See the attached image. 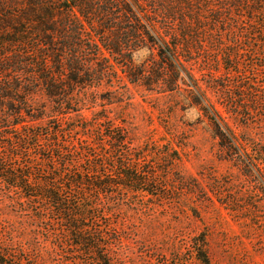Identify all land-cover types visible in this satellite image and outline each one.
<instances>
[{
	"label": "trees",
	"instance_id": "trees-1",
	"mask_svg": "<svg viewBox=\"0 0 264 264\" xmlns=\"http://www.w3.org/2000/svg\"><path fill=\"white\" fill-rule=\"evenodd\" d=\"M263 5L264 0H0V187L17 192L32 218L61 228L58 249L87 252L94 264H112L106 235L86 223L111 216L101 197L114 198L113 190L153 195L148 189L157 175L135 172L141 158L122 165L126 157L133 159L132 150L120 151L127 135L107 118L93 127H74L90 133L77 143L60 140L68 106L118 70L146 91L173 92L179 90L180 75L181 82L183 74L189 78L187 67L200 65L209 80L206 88L217 91L216 104L244 125L257 124L253 117L260 113L261 87L241 70L247 62L245 42L259 44V35L248 29L257 26ZM142 50L150 53V64L135 65L133 56ZM238 76L243 79L230 81ZM38 92L50 103L52 116L45 106L31 103ZM193 105L211 121L227 160L249 175L264 169V153L249 144L243 151L244 142L219 124L220 112L204 93ZM45 118L52 127L28 130ZM96 138L110 143L107 158L113 169L123 168L124 183H115L114 176L107 182L99 172L104 165L92 164L101 158L91 155ZM85 163L86 171L81 169ZM89 189L95 197H89ZM1 242L0 264H9L11 255ZM204 244L203 239L196 244V259L210 264Z\"/></svg>",
	"mask_w": 264,
	"mask_h": 264
},
{
	"label": "rangeland",
	"instance_id": "rangeland-1",
	"mask_svg": "<svg viewBox=\"0 0 264 264\" xmlns=\"http://www.w3.org/2000/svg\"><path fill=\"white\" fill-rule=\"evenodd\" d=\"M256 21L257 26L248 31L259 35V44L245 42L247 62L241 72L261 87L260 113L253 117L257 124L244 125L216 104L217 91L206 88L209 80L199 72L200 65L188 66L189 78L183 74L181 82L180 75L179 90L173 92L146 91L129 84L118 70L101 87L78 91L83 95L68 106L71 112L60 140L77 143L79 137L90 135L78 128L93 127L98 119L107 118L127 135L129 145H121L120 151L132 150L133 159L126 157L122 165L141 158L135 172L157 175L148 189L153 195L113 190L114 198L101 197L102 207L111 216L86 223L106 235L103 243L109 247L112 264H201L196 259L200 239L205 241L210 264H264V169L249 175L227 160L213 137L211 121L193 105L204 93L220 112L219 124L244 142L243 151L249 144L264 153V11ZM133 61L150 64V53L139 51ZM196 85L201 90L192 91ZM31 103L45 106L47 117L53 115L43 93L33 95ZM48 126L53 124L45 118L37 129L28 130L45 131ZM74 127L78 128L74 131ZM92 143L97 149L91 155L101 156L92 164L104 165L99 171L103 179L108 182L114 176L115 183H124L120 180L123 168L113 169L107 158L112 153L110 143L97 138ZM245 160L251 162L248 156ZM88 164L81 169L88 170ZM89 190V197H95ZM70 196L77 198L74 193ZM17 199V192L0 187V240L11 255L9 264H76L77 259L94 264L90 253L58 249L61 228L45 218H32Z\"/></svg>",
	"mask_w": 264,
	"mask_h": 264
}]
</instances>
